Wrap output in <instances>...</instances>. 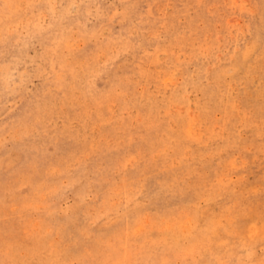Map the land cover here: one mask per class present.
I'll use <instances>...</instances> for the list:
<instances>
[{"label": "rangeland", "instance_id": "1", "mask_svg": "<svg viewBox=\"0 0 264 264\" xmlns=\"http://www.w3.org/2000/svg\"><path fill=\"white\" fill-rule=\"evenodd\" d=\"M0 264H264V0H0Z\"/></svg>", "mask_w": 264, "mask_h": 264}]
</instances>
